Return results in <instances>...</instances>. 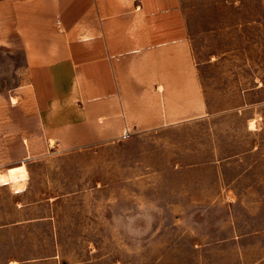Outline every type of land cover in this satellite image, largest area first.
Returning <instances> with one entry per match:
<instances>
[{"label": "rangeland", "instance_id": "obj_1", "mask_svg": "<svg viewBox=\"0 0 264 264\" xmlns=\"http://www.w3.org/2000/svg\"><path fill=\"white\" fill-rule=\"evenodd\" d=\"M180 4L122 87L143 130L68 134L0 85V264H264V0Z\"/></svg>", "mask_w": 264, "mask_h": 264}, {"label": "crops", "instance_id": "obj_2", "mask_svg": "<svg viewBox=\"0 0 264 264\" xmlns=\"http://www.w3.org/2000/svg\"><path fill=\"white\" fill-rule=\"evenodd\" d=\"M184 40L180 0H0V50L13 55L0 66V85L29 88L32 111L68 134L76 120L107 110L92 134L143 130L130 106L122 126V87L141 55L170 54Z\"/></svg>", "mask_w": 264, "mask_h": 264}]
</instances>
